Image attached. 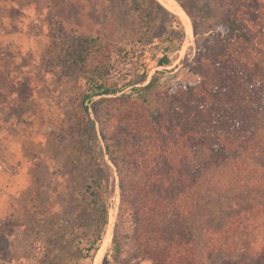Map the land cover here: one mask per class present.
I'll return each instance as SVG.
<instances>
[{"label":"rangeland","instance_id":"1","mask_svg":"<svg viewBox=\"0 0 264 264\" xmlns=\"http://www.w3.org/2000/svg\"><path fill=\"white\" fill-rule=\"evenodd\" d=\"M156 1L176 12L191 35L157 9L146 27L127 0H0L1 36H8L0 42L4 60L10 66L21 36L29 45V57L22 58L29 60L28 77L14 83L6 82L8 72L0 75V87L8 86L0 89V95L6 92L0 97V264H95L101 243L104 250L96 264H150L138 253L133 214L116 187L97 248L90 250L91 256L83 255L94 231L80 198L95 164L77 143L76 133L86 118L93 121L95 133L106 135L232 132L225 121L210 120L215 113L223 119V105L174 100L185 84L197 82L196 49L210 45L204 41L207 34L218 38L217 19L224 16L222 5L229 0H194L197 6L189 7L193 20L187 22L169 0ZM169 28L181 31L182 37L167 46ZM76 35L97 37L99 47L81 68L65 75L54 59L60 46ZM158 58L166 63L160 65ZM141 74L145 80L137 83ZM88 76L102 81L106 93L81 99ZM99 164L95 172L104 181L114 176L105 157ZM110 224V238L104 241Z\"/></svg>","mask_w":264,"mask_h":264},{"label":"trees","instance_id":"2","mask_svg":"<svg viewBox=\"0 0 264 264\" xmlns=\"http://www.w3.org/2000/svg\"><path fill=\"white\" fill-rule=\"evenodd\" d=\"M176 1L192 21L189 7L197 3ZM127 3L146 27L153 9L180 23L156 0ZM222 6L218 38L210 39L209 33L204 41L210 45L196 49L197 82L185 84L174 100L223 105V119L215 113L210 120L225 121L232 132L106 135L95 133L93 121L86 118L77 143L95 164L80 198L94 231L83 255L91 256L90 250L97 248L116 187L133 214L138 253L150 264H264V0H229ZM167 36L170 46L182 32L169 28ZM98 47L97 37L76 35L60 46L54 62L60 72L70 74ZM157 62L166 63L164 58ZM137 80L144 81L145 75ZM148 81L146 86L153 76ZM85 83L81 99L108 90L90 76ZM104 157L114 173L106 181L96 173Z\"/></svg>","mask_w":264,"mask_h":264},{"label":"crops","instance_id":"3","mask_svg":"<svg viewBox=\"0 0 264 264\" xmlns=\"http://www.w3.org/2000/svg\"><path fill=\"white\" fill-rule=\"evenodd\" d=\"M1 5L2 4L0 3V7H1ZM170 12H172V11H170ZM172 13H174V12H172ZM176 17H177V15H176ZM177 18L179 19V21L182 24L181 19L179 17H177ZM188 23H189V19H188ZM189 25H190V23H189ZM182 26H183L184 32L187 34V36L191 35V31H190V33H187L186 32V29H185V26L183 24H182ZM2 32H3V29L0 27V42L4 38L8 37L7 35L6 36H1L2 35ZM21 37L22 38H20L19 40H17L18 47H19V51H17L13 55V57L10 59V66L8 65V62H6V60H4V58H6L4 56L5 55L4 54L5 52L3 51V53H0V75L6 74V72L9 73L8 74L9 77H7V74H6V78H5L7 80L6 82H9L10 79L13 80L14 83L16 82V80L19 82L20 76H24V77L26 76V77H28L27 75H29V60L27 62H23V59H22L23 56L29 57V51H28L29 45L27 43L26 37L24 35L21 36ZM3 65H5V66H3ZM14 69L16 70L15 72H14ZM21 82H22V80H21ZM1 83H2V81H1ZM6 87H8V86H5V85L4 86H1L0 89L6 88ZM23 87L24 86L21 85L20 88L22 89ZM1 96H5L6 97V92L2 93L0 95V97ZM14 97H15L14 95H11L10 99H12ZM9 115H10V113H5V116L6 117H9ZM26 119L29 121V116L26 117ZM10 121H13V118H10ZM25 132L28 133L29 132V129L25 130Z\"/></svg>","mask_w":264,"mask_h":264},{"label":"bare ground","instance_id":"4","mask_svg":"<svg viewBox=\"0 0 264 264\" xmlns=\"http://www.w3.org/2000/svg\"><path fill=\"white\" fill-rule=\"evenodd\" d=\"M173 5H174V8L178 11L181 12L182 16L184 17V20L187 22V16L185 15L184 11L182 10V8L177 4L176 1L174 0H169ZM111 224L109 225L108 229H107V233H106V236H105V240L104 241H108L109 238H110V234H111ZM105 243V242H104ZM103 243H101L99 249L96 251L97 253L95 254L96 256H94V263L96 264L97 261L100 259L101 257V254L104 250V244L102 245Z\"/></svg>","mask_w":264,"mask_h":264}]
</instances>
